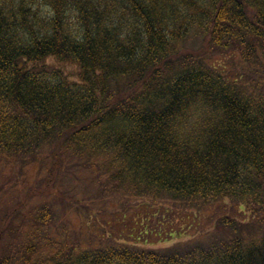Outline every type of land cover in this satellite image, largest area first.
Masks as SVG:
<instances>
[{"label":"trees","instance_id":"1","mask_svg":"<svg viewBox=\"0 0 264 264\" xmlns=\"http://www.w3.org/2000/svg\"><path fill=\"white\" fill-rule=\"evenodd\" d=\"M121 194L249 215L147 248ZM0 264H264V0H0Z\"/></svg>","mask_w":264,"mask_h":264},{"label":"rangeland","instance_id":"2","mask_svg":"<svg viewBox=\"0 0 264 264\" xmlns=\"http://www.w3.org/2000/svg\"><path fill=\"white\" fill-rule=\"evenodd\" d=\"M226 61H229V58L223 60L222 63ZM235 61L236 63L239 61L238 57ZM56 66L63 67L69 73L75 72L73 65L57 62ZM34 178L35 174L32 175L31 179ZM120 200L123 203L117 201V198L110 197L104 210L97 207L99 214L93 218L94 222L90 230L93 233L97 232V235L104 240L107 239L108 235H112L114 240L135 243L147 248L170 246L180 241L201 237L205 232L212 229L218 216L225 212H229L230 215L240 219L249 215L247 212H240L228 201H222L204 211H197L196 209L183 211L174 208L167 201L153 203L148 197H123ZM127 200L130 201L126 206ZM80 217L78 214L71 213L72 227L75 225L77 228L86 230V221H82ZM101 228L106 229L108 235H103L100 232ZM95 245L98 246V242Z\"/></svg>","mask_w":264,"mask_h":264}]
</instances>
